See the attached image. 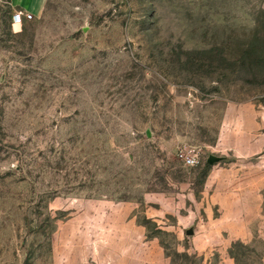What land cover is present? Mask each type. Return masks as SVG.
Here are the masks:
<instances>
[{
	"label": "rangeland",
	"instance_id": "1",
	"mask_svg": "<svg viewBox=\"0 0 264 264\" xmlns=\"http://www.w3.org/2000/svg\"><path fill=\"white\" fill-rule=\"evenodd\" d=\"M16 1L0 264H264V0Z\"/></svg>",
	"mask_w": 264,
	"mask_h": 264
},
{
	"label": "built area",
	"instance_id": "2",
	"mask_svg": "<svg viewBox=\"0 0 264 264\" xmlns=\"http://www.w3.org/2000/svg\"><path fill=\"white\" fill-rule=\"evenodd\" d=\"M33 16V13L30 10H19V9H15L12 12V20L14 22H20L22 20H27L30 19Z\"/></svg>",
	"mask_w": 264,
	"mask_h": 264
},
{
	"label": "water",
	"instance_id": "3",
	"mask_svg": "<svg viewBox=\"0 0 264 264\" xmlns=\"http://www.w3.org/2000/svg\"><path fill=\"white\" fill-rule=\"evenodd\" d=\"M221 157H222V156H220V155L209 154V156L207 157V162L212 163V162H214V161L220 159ZM186 232H187V233H192V232H193V228H192V227H188V228L186 229Z\"/></svg>",
	"mask_w": 264,
	"mask_h": 264
},
{
	"label": "crops",
	"instance_id": "4",
	"mask_svg": "<svg viewBox=\"0 0 264 264\" xmlns=\"http://www.w3.org/2000/svg\"><path fill=\"white\" fill-rule=\"evenodd\" d=\"M16 2H19V1L17 0ZM13 7H14V5H13ZM13 9H17V8H16V7H14Z\"/></svg>",
	"mask_w": 264,
	"mask_h": 264
}]
</instances>
